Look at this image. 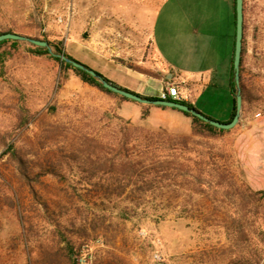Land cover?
<instances>
[{"label":"rangeland","instance_id":"obj_1","mask_svg":"<svg viewBox=\"0 0 264 264\" xmlns=\"http://www.w3.org/2000/svg\"><path fill=\"white\" fill-rule=\"evenodd\" d=\"M223 5L222 0L175 3L180 15L172 26V41L176 62L186 69L180 74L162 63L152 43V32L156 29L159 36L165 26L170 0H0V32L47 40L52 48L41 53L26 41L0 46V264H50L41 245L50 249L54 222L46 219L43 207L48 203L52 212L56 197L80 205L82 212L87 206L90 218L100 214L98 230L78 241L85 242L79 264H95L111 254L130 264H227L238 250H254L252 243L264 264V200L242 205L239 191L248 186L247 168L230 131L194 136L187 149L180 140L171 147L166 143L169 134L190 135L191 129L173 131L158 125L154 115L137 121L123 117L122 97L91 85L53 58L60 46L108 79L113 77L111 81L124 80L125 75L96 55L101 50L108 60L146 75L131 73L136 78H125L145 94H158L162 83L170 85L166 96L193 103L203 114L226 122L233 107L226 35L233 34L234 25L225 11L222 17L210 11L212 6L224 10ZM244 12L249 33L260 13L264 20V0H244ZM214 55L219 62L210 80L206 69ZM137 106L131 101L123 112L135 116ZM82 134L122 148V155L141 160L146 156L145 166L155 159L163 164L174 161L175 167L144 197L103 203L95 193L82 191L76 169L57 178L40 167L45 158L67 155ZM12 145L28 161L29 179H20L10 156ZM212 160L229 179L221 181L209 172ZM187 163L189 170L182 166ZM72 187L74 198L64 191ZM201 188L206 192H199ZM233 218L242 220L249 234L239 246L234 245V226L228 223ZM29 222L35 228L26 231L23 223Z\"/></svg>","mask_w":264,"mask_h":264},{"label":"trees","instance_id":"obj_2","mask_svg":"<svg viewBox=\"0 0 264 264\" xmlns=\"http://www.w3.org/2000/svg\"><path fill=\"white\" fill-rule=\"evenodd\" d=\"M235 2L236 0H234V4ZM5 32L14 31L7 30ZM1 33L4 32H0V34ZM5 43L16 45L19 43V41L11 39L3 40L0 42V46ZM56 50L57 54H64L69 58L75 59L72 55L63 51V48L60 46H57ZM37 51L44 53L48 52L49 50L46 47L38 46ZM53 58L60 62L64 68H72L75 70L84 81L90 83L91 85H94L107 93L120 96L124 100H130L107 89L96 77L82 69L73 66L71 63L62 60L59 56L53 54ZM99 74L106 80L118 85L101 73ZM231 74V85L234 92V98L233 111L230 120H232L236 112V87L234 81L233 64ZM146 97L157 98L154 96ZM166 98L178 100L195 107L193 103L185 100L175 99L171 96H166ZM182 112L191 119V134H169L166 138V143L170 144L171 147L175 146V142L177 140H180L182 147L187 149L189 145L188 141L194 136H215L218 132H225V129L217 128L188 112ZM148 115L149 108L144 107L142 118H146ZM27 121L28 117L23 122V124ZM75 140L76 142L74 141L72 144V149L67 155H60L58 157L50 156L45 158V163L41 164L40 167L45 168L46 174H50L57 178L64 177L65 172H67L68 169H76L80 176L82 191L85 190V193L87 194L95 193V195H98L103 203L110 202L115 198H122L125 196L129 197L130 195L134 197H144L149 191L155 188V184L159 181V179L170 176L171 169L175 167L174 161H168L163 164L162 162L158 163L155 159H151V161H153L152 164L145 166L144 161L147 158L146 156H144V159L142 158L141 160V158H133L130 155H122V148L112 147L110 144L104 143L103 140L87 136L86 134L76 136ZM18 150L19 149L12 145L10 148V156L16 164L20 179L26 180L30 178L28 173L29 163L23 158L22 154ZM182 166H184L187 170L191 168V164L189 163L183 164ZM210 167L211 168H209V172L211 174L215 173L219 177V180L224 181L229 179V175L222 172L217 162L212 160L210 162ZM204 171L205 168L200 166L199 172L203 174ZM159 172H162V176H159L158 178ZM64 191L70 198H74V192L76 191L74 187H72V189L65 188ZM32 192L34 193L35 190L32 189ZM199 192L205 193L206 191L205 189L201 188ZM239 195L242 205L244 206L248 205L251 201L259 202L260 200H264V190L254 191L249 186H245L243 191H239ZM56 198V201L58 202H54V209L52 212L49 209L48 203H45L43 207L45 210L44 216L46 219L54 222V228L51 230L52 237L51 244H49L51 246L50 249H47V247L44 245H41V247L44 248L45 254L47 255V262L50 264H79L78 256L80 246L85 243V239L88 240L90 238L92 231L95 233L98 230L99 226L97 218L100 216V214L95 213V216L90 218V209L87 206H83L84 211L82 212V207L80 205H68L67 203H62L61 198ZM102 210L104 211V209ZM102 213H105V211ZM228 223H232V227L234 226L233 231L235 246L240 245L239 243L243 237L245 239L249 238L248 231L245 230L242 220L233 218L232 221ZM23 225L24 230L26 231H30L35 228V226L30 222L27 223L26 226L25 223H23ZM80 239H84V241L78 244ZM251 245L252 248L255 247L254 250H246L247 248L238 250L237 253L231 255L227 264H260L261 256L260 253L256 251L258 246L254 243ZM72 253H74V256H72ZM95 264H130V262L120 255L111 254L106 260H100Z\"/></svg>","mask_w":264,"mask_h":264},{"label":"crops","instance_id":"obj_3","mask_svg":"<svg viewBox=\"0 0 264 264\" xmlns=\"http://www.w3.org/2000/svg\"><path fill=\"white\" fill-rule=\"evenodd\" d=\"M170 1L172 2V7L166 15L165 26L159 36H157L156 29L152 32V43L154 52L159 56L162 63L181 74L182 71L186 69L177 64L174 52L175 45L172 41V26L176 19L178 21L177 17L180 15L178 13V8L174 5L175 3H179L181 0ZM222 2H224V10L221 8V10L217 9V11H215L212 6L210 11L212 12V16L216 13L218 17H222L223 11H225L224 16L229 19V22L231 21L230 24L233 23L234 25L233 34L230 32L226 35L227 52L225 56L229 72V88L232 98H234V92L231 85V73L236 29L235 4L234 0H222ZM189 10L185 11L186 15H188ZM188 17L186 16L184 20L186 25L190 24V17ZM262 19L263 17L260 13L255 22L247 30L249 33H246V29H244L243 53L240 64V88L243 97V105L238 123L231 129H225V131H230V134L235 136V145L237 146L238 151H240V157L244 159V166L247 168L245 171L247 175L246 183L254 191L264 190V20ZM200 22L204 24L206 22L205 18L201 17ZM185 29L188 31L189 27L185 26ZM250 29L252 31L251 33ZM190 31H192V29ZM95 52L101 60L103 59L106 63L112 65L115 72L125 75V78H136L134 76L131 77L132 74L146 77V75L134 72L121 64L115 63L112 59L108 60V57L101 52V50ZM218 62V57L215 58L214 55V60L211 62L212 64H210V66L207 67L208 69H206L210 74L208 79L212 77L211 73L214 72V64H218ZM109 78L111 79L113 77ZM125 78H123L124 80L115 82L122 87L133 90L134 92H138L142 95L145 94L142 87L128 83ZM172 88V86H166L162 83V87L159 88L158 94H145L144 96L163 97L166 93L170 95ZM131 101L133 100H124L122 102L120 107L121 115L132 121L140 120L142 118L144 107H146L145 104L135 101L138 105V114L135 116L123 112V107L128 108L131 106ZM232 111L233 107L231 109L229 119L225 120L226 122L230 120ZM153 115L156 117L158 125L168 127L173 131L187 133L191 129L190 117L176 108L153 105L149 108L148 119H150Z\"/></svg>","mask_w":264,"mask_h":264},{"label":"water","instance_id":"obj_4","mask_svg":"<svg viewBox=\"0 0 264 264\" xmlns=\"http://www.w3.org/2000/svg\"><path fill=\"white\" fill-rule=\"evenodd\" d=\"M235 10H236V29H235L233 67H234V81H235V87H236V112L232 120H230L229 122H222L214 118H211L203 114L196 107L190 106L178 100L167 99L164 97L149 98L142 94L136 93L132 90L122 88L106 80L103 76H101L93 68L88 67L86 64L80 61L69 58L68 56L64 54H57V53H53V54L59 56L62 60H65L66 62L71 63L73 66L88 72L92 76L96 77L103 84L104 87H106L112 92H115L127 99H130V100L142 103V104L176 108L178 110L188 112L192 114L193 116H196L217 128L231 129L238 123L240 113L242 110V105H243V97H242L241 88H240V64H241V59H242L243 40H244V20H245L244 0H236ZM8 39L26 41L36 46L46 47L48 48L50 52H52V48L47 40L34 38L31 36L19 34L16 32H4L0 34V42L3 40H8Z\"/></svg>","mask_w":264,"mask_h":264},{"label":"built area","instance_id":"obj_5","mask_svg":"<svg viewBox=\"0 0 264 264\" xmlns=\"http://www.w3.org/2000/svg\"><path fill=\"white\" fill-rule=\"evenodd\" d=\"M164 98H166V95L164 94V96H163Z\"/></svg>","mask_w":264,"mask_h":264}]
</instances>
